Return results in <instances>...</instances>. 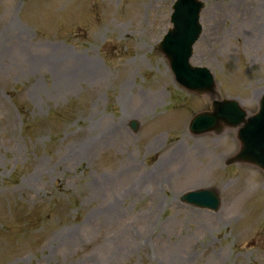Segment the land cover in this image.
Instances as JSON below:
<instances>
[{
	"label": "rangeland",
	"instance_id": "374dc122",
	"mask_svg": "<svg viewBox=\"0 0 264 264\" xmlns=\"http://www.w3.org/2000/svg\"><path fill=\"white\" fill-rule=\"evenodd\" d=\"M173 1L0 0V264H264V171L226 165L238 128H189L214 99L257 111L264 0H205L204 93L158 49ZM209 186L216 211L181 199Z\"/></svg>",
	"mask_w": 264,
	"mask_h": 264
},
{
	"label": "water",
	"instance_id": "95a60500",
	"mask_svg": "<svg viewBox=\"0 0 264 264\" xmlns=\"http://www.w3.org/2000/svg\"><path fill=\"white\" fill-rule=\"evenodd\" d=\"M205 6L203 0H176L171 13L172 26L159 43L160 50L168 58L177 81L190 90L211 92L215 79L206 66L193 65L190 57L193 45L200 37L202 24L200 12ZM132 126L137 127L133 121ZM225 126H238L239 150L226 163L247 162L264 170V95L258 112L247 116V111L235 99H216L212 109L195 115L190 129L195 133L209 130L220 131ZM182 199L200 207L217 210L221 199L216 188L189 190Z\"/></svg>",
	"mask_w": 264,
	"mask_h": 264
},
{
	"label": "bare ground",
	"instance_id": "6f19581e",
	"mask_svg": "<svg viewBox=\"0 0 264 264\" xmlns=\"http://www.w3.org/2000/svg\"><path fill=\"white\" fill-rule=\"evenodd\" d=\"M79 56H82V55L79 54ZM87 60H88V61H87ZM87 60H86V61L89 63V68H91V67H93V66L95 65V62H94V61L89 60V59H87ZM96 66H97V65H96ZM92 70H93V71H92ZM90 71H92V75H93V74L99 72L100 69H99V68H96V69L92 68V69H90ZM183 139L186 141V143H188V142L191 141V139L188 137V135H187L186 133H183ZM183 139H182V140H183ZM183 144H185V142L180 143V147H179V146H176V148H175L176 153H177L178 156H181V155L183 154V152H184L183 150H184L185 146H187V145H183ZM192 150H193V149H192ZM190 152H191V151H190ZM192 154H193L192 157H196V156H197V153L192 152Z\"/></svg>",
	"mask_w": 264,
	"mask_h": 264
}]
</instances>
